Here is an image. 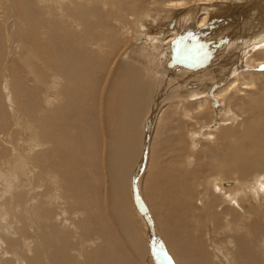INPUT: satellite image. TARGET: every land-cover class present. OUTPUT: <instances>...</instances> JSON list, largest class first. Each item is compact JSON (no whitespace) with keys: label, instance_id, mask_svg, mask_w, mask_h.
<instances>
[{"label":"bare ground","instance_id":"6f19581e","mask_svg":"<svg viewBox=\"0 0 264 264\" xmlns=\"http://www.w3.org/2000/svg\"><path fill=\"white\" fill-rule=\"evenodd\" d=\"M240 1L0 0V68L11 81L18 73L27 79L11 91L20 138L1 143L15 146L23 166L12 154L8 175L0 170V195L8 197L6 212L0 206V264H154L130 193L132 175L143 170L144 194L175 264H264V71H253L264 66V24L250 22ZM178 19L205 59L199 70L175 75L153 58L185 47L176 43ZM160 20L174 28L153 33V41L150 28ZM222 31L236 42L214 51L220 62L206 47ZM146 39L154 42L147 49ZM214 101L227 121L212 128L204 120ZM166 104L176 134L164 125L158 136L152 126L165 121ZM192 117L208 123L198 141L208 149L196 164L181 121ZM151 131L159 140L148 155ZM200 169L208 176L195 199L190 179ZM234 176L240 181H228ZM249 197L258 202L246 204ZM7 216L11 224L2 223Z\"/></svg>","mask_w":264,"mask_h":264},{"label":"rangeland","instance_id":"374dc122","mask_svg":"<svg viewBox=\"0 0 264 264\" xmlns=\"http://www.w3.org/2000/svg\"><path fill=\"white\" fill-rule=\"evenodd\" d=\"M264 2V0H245L244 1V4L247 6V9H245L244 8V12H246V13H248V15H250L249 17H250V22H257L258 24V26L259 27H263L262 25L264 24L263 23V21H264V19L262 18L261 19V17H260V12H261V8H262V10L264 9L263 8V2ZM252 2V3H251ZM237 3H241V1L239 0V2H237ZM250 3V4H249ZM257 3H258V5H257ZM260 6V7H259ZM256 7V8H255ZM255 8V9H254ZM251 9V10H250ZM252 10H254V11H256V12H254V11H252ZM250 11V12H249ZM252 12H254L253 14H252ZM257 12H258V14H257ZM252 15H251V14ZM255 14H256V16H255ZM260 14V15H259ZM248 15H244V19L248 16ZM255 17V18H254ZM262 20H260L259 18ZM182 18V17H181ZM180 18V19H181ZM254 18V19H253ZM257 18V19H256ZM180 19H178L177 20V22L176 23H174V25L176 26V24L177 23H180L179 25H177V27H180V28H176V30H178L177 32L180 34L179 35V37H178V40L176 41V43H179L180 44V47H181V44H182V46H183V44L185 45V47L183 46V47H181L180 49V51H178V49H179V47H177L176 45V47L174 46V47H171V48H168L167 49V51H165L164 52V50L163 51H160L159 53H157V55H155V57L153 58V59H155L156 58V60H158V57H159V59H162V66L164 67V68H166V70L167 71H169V72H175V69H178V71L176 70V74L175 75H178V73L179 74H181V72L183 73L184 71H186V70H191V72L193 71H197V69L200 67L201 68V66L203 65L202 63H204L203 62V60L205 59V57H201V55L202 54H200L199 55V57H198V54L199 53H202L201 52V48H197L196 47V45H194V44H192V43H189L187 40H191L192 39V37H194V35H193V33L190 31V30H188V31H186L185 29H187V21H186V19H184V20H181V22H182V24H181V22H180ZM183 19V18H182ZM248 19V18H247ZM246 19V20H247ZM261 21H259V20ZM161 21V22H160ZM160 21H157L156 23H157V26H156V24L152 27V29L150 28V33H151V31H153L150 35H151V37H153V41H154V34H155V36L157 35V37L160 35V33L161 32H163L165 29H169V27L171 26H169L168 24H164L163 26H162V24L163 23H165V21H162V20H160ZM185 22V23H184ZM161 23V24H160ZM262 23V24H261ZM261 24V25H260ZM253 25V24H252ZM164 26H166V27H164ZM159 29H158V28ZM163 27H164V29H163ZM168 27V28H167ZM3 29V27L2 26H0V37L1 38H3L4 37V30H3V32L1 33V31H2V29ZM158 30H157V29ZM162 28V29H161ZM174 28V26H171V28L170 29H173ZM155 30V31H154ZM224 31V30H223ZM220 32V34H219V36H217L215 39H211V42L208 40L207 42H210L208 45H209V48L208 47H206L207 48V52H214V51H217V49H219V50H221V52H223V51H226V50H223L222 49V47L223 46H226V44H228V43H230V42H232V43H234V42H236V39H233V38H236L235 37V34H232V32L230 31V32ZM157 32V33H156ZM189 32V33H188ZM255 32V31H254ZM154 33V34H153ZM159 34V35H158ZM230 34H232L231 36H230ZM241 35H244V32H242V34ZM225 36V37H224ZM233 36V37H232ZM227 37H229V38H227ZM217 38H218V40H217ZM227 38V39H226ZM148 42H147V41ZM146 40H144V43L142 44L146 49H147V47H149L150 45L149 44H151V42H152V44H154V42L152 41V40H150V39H146ZM247 40V38L245 37V41ZM240 41H242V38H239V40H238V42L237 43H240ZM159 43H161V42H159ZM159 43H155V46H161V44H159ZM186 43V44H185ZM190 45H189V44ZM147 44V45H146ZM157 44V45H156ZM159 44V45H158ZM4 44H2V46H3ZM223 45V46H222ZM154 46V47H155ZM186 46H188V47H186ZM190 47L193 49V51L191 52V50H190ZM195 47V48H194ZM218 47V48H217ZM220 47V48H219ZM213 49V50H212ZM196 50V51H195ZM199 50V51H198ZM236 52V51H235ZM161 53V54H160ZM164 55H163V54ZM18 54L19 55H22V54H20V53H17L16 54V57H18ZM160 54V55H159ZM192 54V55H191ZM195 54V55H194ZM217 56H216V55ZM5 56L6 55V48H4L3 50H2V48L0 47V67L2 68V64H4L3 62L1 63V60H2V56ZM162 55V56H161ZM191 55V56H190ZM214 55H215V57L213 56V60H218V61H220V56H221V54L219 55V53H215L214 52ZM191 59H190V58ZM216 57H219V58H216ZM184 59V60H183ZM190 60V61H189ZM181 61L184 63L183 65L181 64ZM160 62V61H159ZM165 62V63H164ZM180 62V63H179ZM221 62V61H220ZM12 63V62H11ZM164 64H166V65H164ZM179 64H181L180 66H179ZM199 64H201V65H199ZM166 66V67H165ZM1 68H0V95H2V96H4L3 98H4V100H3V105H1V109H0V126L3 128L4 126V130L0 133V170L3 172V173H5L6 172V175H8L7 173H8V170L10 169V167H9V162H7V163H5L6 161H8L7 159H9L10 157H11V155L12 156H14V155H18L17 156V160H18V162H17V160H16V164L18 165V167H19V169H21V166H23V165H21V163H22V160L21 159H18V158H21L20 157V155L21 154H19V153H17V152H19L16 148H15V146L11 143V145L12 146H10V143L8 142V141H5V144H3V145H1V143H4L3 141L5 140V138H9V136H13L15 139H19L20 138V136H19V134H18V132H19V128L17 127V125H16V123L12 120V114L14 113V111L16 110V109H18V107H16V105H15V101L13 102V92H11L12 90H13V86H12V84L14 83V82H17V83H22V84H25V83H27V79H26V77L23 75L22 76V74L21 73H18L16 76L18 77V81H17V77H16V79H15V81H11V76L9 75V70H6V71H4L3 69L1 70ZM172 68V69H171ZM170 69V70H169ZM199 70V69H198ZM254 72H263L264 71V66L262 67V68H257V67H255V69L253 70ZM11 74V73H10ZM19 74H20V76H19ZM24 78H22V77ZM20 77V78H19ZM26 79V81H24ZM23 80V81H22ZM12 86V87H11ZM12 88V89H11ZM215 89H216V87H215ZM214 91V90H213ZM212 93V92H211ZM14 104V105H13ZM168 105H170V104H166V107L164 106V110H165V114H164V118L163 119H165V121L163 122V121H161V126L159 125V127H156V128H154V126H152V131H153V134H154V132L156 131H158L157 132V135L159 136L160 135V132H161V130H162V128L164 127V125L165 126H167V132H168V134H176L175 133V130L173 131V126H174V122H173V118H174V111L172 110V108L170 107V106H168ZM3 106V107H2ZM14 106V107H13ZM209 106V107H208ZM208 106H206L205 107V109H207V108H211L212 109V111H213V116L210 118V120H204V121H209L208 123H210V124H212V128L213 127H217L218 125H219V123H221L223 120L224 121H227V119H225V117H226V115H224L223 116V113H221L222 112V110H221V107L219 106V103L217 102V101H214V102H212V103H210V105H208ZM170 109H169V108ZM220 107V108H219ZM160 109V108H159ZM168 109V110H167ZM204 109V110H205ZM203 110V111H204ZM172 111V112H171ZM7 114H6V113ZM9 112V113H8ZM3 113H5V115L3 114ZM160 113V112H159ZM168 116V117H167ZM223 116V117H222ZM170 117L172 118V119H170ZM168 118V119H167ZM215 118H217V122H216V120H215ZM230 119V118H229ZM228 119V120H229ZM183 123H187V131L185 132V136H184V134H183V136L185 137V139H186V141H187V143L189 142V145L187 146L188 147V149H187V151H192L194 148H196L197 150H195L194 151V153L191 155V157L193 158L194 157V160L193 161H195L194 162V164H196V156L197 155H200L202 152H203V150H205V149H208V146H206V147H203V148H199V146H198V141L199 140H202L203 138V135H204V133L206 132V131H208V123H205V125L207 126H203V125H198V123H196L195 122V119H194V117H192L191 118V122H188L187 120H184V119H182L181 120ZM210 121H212V122H210ZM238 121H240V119H237V121L236 122H238ZM166 122V123H165ZM168 122H170V123H168ZM232 122H233V120L232 121H230L229 123L227 122V124H225V126L226 127H228L230 124L232 125ZM217 123V124H216ZM173 125V126H172ZM198 126V127H197ZM196 128V129H195ZM203 128V129H202ZM228 128H230V126L228 127ZM12 129V130H11ZM171 130V131H170ZM11 131V132H10ZM152 131H151V135H150V138L152 139H148V143H147V145H146V148H147V153H148V155H149V148H150V145H151V147H153L154 149V151L156 150V147H157V142L155 141L156 139H154L155 137L154 136H156V135H153L152 134ZM210 131V130H209ZM171 132V133H170ZM189 132H191V136L189 135ZM3 134V135H2ZM150 134V129H149V132H148V135ZM202 134V135H201ZM153 135V136H152ZM194 135V136H193ZM158 136H156L157 137V140H159V137ZM199 136V137H198ZM190 137H192L191 139H190ZM4 138V139H3ZM197 139V143H196V141L194 140V139ZM202 138V139H201ZM193 139V140H192ZM154 141V142H153ZM193 141H195V142H193ZM8 143V144H7ZM175 144H177V145H179L180 146V144H178L179 142L178 141H176V142H174ZM181 143H182V141H181ZM7 144V145H6ZM153 144V145H152ZM171 145V142H169V143H167V148H169V146ZM12 147H14V151L12 150ZM152 149V148H151ZM153 151V152H154ZM187 151L186 150H181V153L184 155V156H187L186 155V153H187ZM15 152V153H14ZM172 152H174L175 153V150H173ZM172 152H170V153H172ZM185 153V154H184ZM191 154V153H190ZM4 157V158H3ZM145 157V156H144ZM149 157V156H148ZM147 158V157H146ZM184 159H185V161H184ZM197 161L198 162H200L201 163V158H198L197 159ZM23 162H24V160H23ZM183 162H185V163H183ZM20 163V164H19ZM6 164H8V165H6ZM23 164V163H22ZM182 164H183V166L185 165V164H187L186 163V157H184V158H182ZM199 164V163H198ZM7 166V167H9V168H7V167H5V166ZM21 165V166H20ZM196 166V165H195ZM4 168V169H3ZM199 168H201V165L199 164ZM24 173L26 174L27 173V171L26 170H24ZM145 173H146V171L145 170H143V172H141L139 175H135V174H133L132 175V181H131V185H130V193H131V198H132V200H133V202L135 203L134 205H135V208H136V210H135V217L137 218V221H138V223H139V225H140V223H141V225H143L146 229H144V231H145V234L147 233V239H149L148 240V242H149V246H150V250L148 251L149 253L148 254H150V256H151V258H149V261L151 262H153L154 264H160L161 262L163 263H165V264H175V261H174V259H173V256H172V254L170 253V251H169V249L167 248V244H166V241H165V239L163 238V236H162V234H161V232H160V230H159V228H158V226H157V222H156V218H155V215H152L153 214V211H152V209H151V207L149 206V204H148V201H147V199H146V196H145V194H144V186H143V179H144V177H145ZM200 174V175H199ZM206 176H208L207 174H205V176H204V174H203V172H202V170L200 169V172H198L197 174L195 173L193 176H192V180L190 179V181H191V183L194 185V189H193V192H194V195H195V199L197 198V195L196 194H198L199 193V186H202L204 183H205V178H206ZM23 177V176H22ZM143 177V178H142ZM11 178V177H10ZM138 178V179H137ZM236 179V181H240L239 180V178L237 177V176H234V177H231L228 181H234L235 179ZM24 179H25V177H24ZM195 179V180H194ZM228 179V178H227ZM197 180H199V181H197ZM2 181V180H1ZM0 181V182H1ZM22 181H23V179H22ZM141 182V183H140ZM203 182V183H202ZM199 183H201V184H199ZM20 184H21V182H20ZM27 184H29L28 182H27ZM261 184L263 185L264 184V177L262 178V181H261ZM137 187V188H136ZM141 188V189H140ZM135 189V190H134ZM21 191H25L26 189H20ZM135 191V192H134ZM139 191V192H138ZM143 191V192H142ZM238 191H241V189H238ZM1 193V192H0ZM196 193V194H195ZM236 194V193H235ZM142 196H144V197H142ZM0 197L2 198V196L0 195ZM7 197V196H6ZM0 198V206H3V208H4V210H3V212H6V207H8L5 203V199L6 200H8V197L7 198ZM142 199V200H141ZM144 199V200H143ZM250 200H252V201H254V202H258L257 201V199L255 198V197H253L252 199L249 197L248 199H247V202H246V204H248L249 203V201ZM5 202V203H4ZM234 203V202H233ZM230 204V203H229ZM230 205H232V204H230ZM233 206V205H232ZM11 212L12 213H14V211L13 210H11ZM143 213H144V215H143ZM3 214H0V216H2ZM144 217V218H143ZM4 218V217H3ZM10 216H7L6 217V219L5 220H3V222L2 223H4V224H8L9 222H10ZM149 220H148V219ZM5 221V222H4ZM8 222V223H7ZM9 224H11V223H9ZM142 227V226H141ZM205 229V228H204ZM12 231V230H11ZM205 231H206V229H205ZM1 233V232H0ZM152 235V236H151ZM154 236V237H153ZM151 237V238H150ZM152 238H153V240H154V242H155V245L153 244L154 242H153V240H152ZM205 242H206V240H205ZM207 243L211 246V243L209 242V240H207ZM4 247V246H3ZM3 247L2 248H0V252L2 251V249H3ZM26 249L27 248H23V250L24 251H26ZM153 249L155 250V253L156 254H154L153 255ZM9 258H11V256L10 255H8V256H6V259H9ZM161 263V264H162ZM163 263V264H164Z\"/></svg>","mask_w":264,"mask_h":264}]
</instances>
